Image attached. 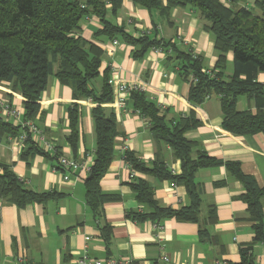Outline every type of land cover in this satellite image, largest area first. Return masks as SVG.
I'll list each match as a JSON object with an SVG mask.
<instances>
[{
    "label": "crops",
    "instance_id": "obj_1",
    "mask_svg": "<svg viewBox=\"0 0 264 264\" xmlns=\"http://www.w3.org/2000/svg\"><path fill=\"white\" fill-rule=\"evenodd\" d=\"M104 1L109 12L111 6ZM107 17L110 23L135 38L157 37L184 53L198 56L202 71L215 70L217 55L212 36L203 30L202 19L188 7L172 9L168 17H162L157 11L149 12L130 0H122L116 14ZM101 29L100 20L95 16L80 21L78 36L103 52L100 76L91 84L93 90L101 91L102 74L109 69V79L114 77L143 92L167 111V119L194 112L199 126L185 134L189 141L198 144L194 155L203 151L217 160L238 162L242 174L251 177L264 191V136L261 133L235 136L226 132L222 128L218 98L212 96L198 106L191 104L187 99L188 83L177 75V68L166 61L164 53L151 49L143 59L135 60L132 46L118 39H113L118 44L112 46L113 40L95 37ZM231 60L228 54L225 75L231 73ZM257 79L264 85V74H259ZM111 89L112 102L103 107L114 114L117 136L114 159L100 181V190L114 199L103 204L100 219L94 217L85 202L84 178L64 182L52 152L46 153L36 145L40 153L24 159V146H20L17 137L0 134V165L8 167L26 189L54 195L45 203H31L22 209L0 199V264H77L83 254L99 260L108 257L130 260L131 264L153 263L161 256L168 258V264H239L242 253L247 250L251 264H264V240L254 243L257 222L250 219L242 200L244 189L228 176L223 166L200 169L195 174L201 200L198 223L167 218L160 221L161 230L155 231L150 220L135 222L127 217L146 208L136 201L131 190L130 171L123 160L125 151L148 166L159 154L174 176L180 175L181 168L168 146H156L147 120L135 112L130 100L124 108L115 106V88L111 86ZM0 99L24 114V98L10 83L0 82ZM38 104L33 123L54 152L85 164L92 163L95 136L91 109L95 105L88 99L75 100L72 89L60 85L54 77L48 79ZM71 104L79 106L80 115L75 151L66 140ZM236 109L255 112L245 97L238 99ZM135 176L148 183L159 206L179 209L189 205L184 187L138 173ZM209 217L214 220L212 224L208 222ZM104 225L109 228L108 243L102 237ZM204 229L206 236L201 239L199 231Z\"/></svg>",
    "mask_w": 264,
    "mask_h": 264
},
{
    "label": "trees",
    "instance_id": "obj_2",
    "mask_svg": "<svg viewBox=\"0 0 264 264\" xmlns=\"http://www.w3.org/2000/svg\"><path fill=\"white\" fill-rule=\"evenodd\" d=\"M122 0H107L111 9H105L104 0H0V82L10 83L11 88L24 98L23 120L33 122L39 111V99L46 89L48 79L56 78L60 85L72 89L75 100H90L95 146L93 164L84 179L85 202L95 218L102 217V206L112 201V196L100 190V181L114 159V140L117 136L114 114L103 105L112 102L111 85L108 84L109 69H105L100 92L92 89V81L100 76L103 52L97 45L78 36L80 21L89 16L99 18L102 29L95 37L118 39L133 47L132 57L141 60L153 48H160L166 61L177 68V75L189 85L188 101L200 105L210 97H217L222 113V128L235 136L261 133L264 136V85L257 79L264 74V0H130L134 5L149 12L157 11L168 17L175 8L188 7L202 19L203 30L213 39L217 55L215 70L205 74L201 60L191 53L178 50L173 44L146 35L137 38L122 27L110 23L108 15H115ZM165 1V4L163 3ZM231 54V73L225 75L227 55ZM195 83H192L193 81ZM245 97L255 112L237 111L236 103ZM129 100L138 114L148 122L149 134L156 146H168L175 159L180 161L181 173L174 176L159 154L148 166L137 160L129 151L123 160L130 171V187L136 201L146 210L128 214L135 222L150 220L160 227L162 219L198 223L200 214V191L195 174L200 169L223 166L231 179L239 182L244 194L242 200L255 226L254 243L264 240L262 224V199L251 177L245 176L238 162L221 161L194 149L198 144L189 141L185 134L199 126L194 112L178 118L167 119V111L161 109L147 96L133 90ZM79 106L68 107L69 134L66 137L72 150L79 139ZM37 126V125H36ZM23 130L0 118V134L19 136ZM22 158L40 153L28 136L24 143ZM47 156V154H44ZM59 155V154H57ZM0 199L24 208L31 203L42 204L54 197L51 193H35L26 189L6 166L0 165ZM169 180L185 188L189 205L179 209L161 207L154 198L152 188L135 174ZM213 214V211H211ZM209 224L214 222L211 217ZM202 239L206 230H200ZM105 243L109 240V228L102 227ZM249 250L242 253L239 264H251Z\"/></svg>",
    "mask_w": 264,
    "mask_h": 264
},
{
    "label": "built area",
    "instance_id": "obj_3",
    "mask_svg": "<svg viewBox=\"0 0 264 264\" xmlns=\"http://www.w3.org/2000/svg\"><path fill=\"white\" fill-rule=\"evenodd\" d=\"M118 42L116 40L112 41V46H116ZM152 50L156 52L164 53L160 48H153ZM112 53V50L109 52ZM165 54V53H164ZM205 74H209V71H203ZM194 80L192 83H195ZM108 84L115 88V106L118 109L124 108L126 102L130 98V93L136 90L132 86L126 85L121 80L116 78H110ZM23 111L16 106L12 105L10 102L0 99V118L12 124L13 126L20 127L23 132L17 136L16 140L23 146L28 136L31 140L40 148H42L46 153L52 152L55 156V161L58 170L62 174V180L64 182L68 181H78L80 178H86L90 168L93 164H85L63 155H57L54 152L53 146L46 141L41 130L33 122L23 120ZM93 158V156H92ZM93 160V159H92ZM133 174L130 175V177ZM173 186V184H172ZM154 230L159 231L161 227L154 225ZM169 260L166 256H161L157 261L148 264H168ZM77 264H131L130 260H116L114 258L108 257L103 260L89 258L86 254L80 256L77 260Z\"/></svg>",
    "mask_w": 264,
    "mask_h": 264
}]
</instances>
